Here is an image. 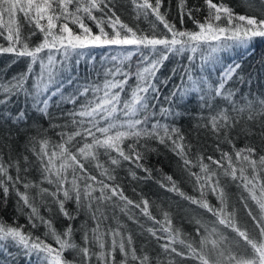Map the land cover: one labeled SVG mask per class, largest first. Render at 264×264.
Returning a JSON list of instances; mask_svg holds the SVG:
<instances>
[{"label": "snow or ice", "instance_id": "obj_1", "mask_svg": "<svg viewBox=\"0 0 264 264\" xmlns=\"http://www.w3.org/2000/svg\"><path fill=\"white\" fill-rule=\"evenodd\" d=\"M244 4L0 0V55L26 63L0 73V264H264V0Z\"/></svg>", "mask_w": 264, "mask_h": 264}, {"label": "trees", "instance_id": "obj_2", "mask_svg": "<svg viewBox=\"0 0 264 264\" xmlns=\"http://www.w3.org/2000/svg\"><path fill=\"white\" fill-rule=\"evenodd\" d=\"M194 2V0H193ZM227 3H229L236 12L238 13H244L246 11V5L244 4V0H226ZM117 13L118 15L121 16V19L124 20L125 23H129L130 25L132 24H136L137 21L133 20L128 12L125 10V8L123 6H121L120 4H118L117 7ZM176 16V12H175V0H173V12H172V17ZM171 19V18H170ZM174 22L177 23V25L179 26V22L178 20H175ZM139 26L141 28L144 29H148L149 25L147 22L141 20L139 21ZM162 27V26H161ZM186 27H193V25L191 24L190 21H188L186 23ZM34 41L36 40V38H33ZM0 44H5L6 45V41H3L2 39H0ZM260 58L259 56V51H257L256 56L253 58L252 63H256V61H258ZM172 67V64H168V66L163 69V73L162 74H167L168 70ZM26 68V63L25 61L21 60L20 62L16 63V64H11V57L9 55H0V73H4L7 76H11L15 73L24 71ZM245 91H247V86L245 85ZM261 90H264V84L261 85ZM253 91H256V87L255 85H253ZM190 107H196V105H191ZM184 130L187 132L188 129L191 127L190 122H185L184 124ZM253 140L256 139L255 137L252 138ZM205 144L207 145V152L209 154L213 153V149H214V144L212 139L209 138H205L204 140ZM245 143V140L243 139V137H241L239 140H237V147H241L243 146V144ZM153 147H156L155 144L152 145ZM225 150L228 149V146L225 145ZM218 155V154H217ZM150 165L153 167H159L163 170L164 173L170 174V175H174L176 176V178H179V172L177 170L176 167V157L167 149H165L163 146H159V154L153 153L150 156ZM121 176H124L125 173L121 172L120 173ZM123 183H125L126 185V194L129 196H132L133 193L131 191V187L127 186V181H122ZM185 191L189 192V194H193L190 185L184 184L183 185ZM144 191L148 192L149 195L153 198L156 199L158 202L160 199L163 198V190L159 189L158 186H156L154 183H149V185L144 187ZM233 192H235V188L232 189ZM170 195V194H169ZM235 199V197H233ZM72 205L69 204V208H71ZM238 208H240L239 205H237ZM154 213H155V209H153ZM15 215L14 211H13V207L10 205L9 208L5 211L3 209H0V217H3L6 220H11L13 218V216ZM239 218L241 220V223H243L244 221L247 220V216L245 211L240 208L239 211ZM19 222L21 224L26 223L25 219L23 217L19 218ZM57 227H59V224H57ZM187 228V226H186ZM77 240H79V237H76ZM140 241H137V246H139ZM69 259H71V256L68 257ZM16 264H28V260L25 257H21Z\"/></svg>", "mask_w": 264, "mask_h": 264}]
</instances>
